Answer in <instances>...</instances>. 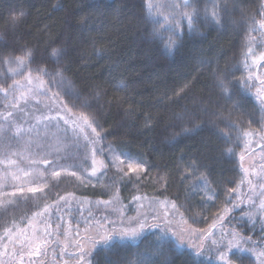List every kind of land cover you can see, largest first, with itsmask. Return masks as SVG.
I'll use <instances>...</instances> for the list:
<instances>
[{
	"label": "trees",
	"instance_id": "16d2710c",
	"mask_svg": "<svg viewBox=\"0 0 264 264\" xmlns=\"http://www.w3.org/2000/svg\"><path fill=\"white\" fill-rule=\"evenodd\" d=\"M180 3L182 0H0V10L16 7L26 11V16L15 26L11 19L0 14V56L22 55V50L31 49L34 62L30 67L35 69L42 60L49 61L53 48H64L66 55L60 66L65 77L72 81L74 92L72 96L61 93L59 99L73 108L74 113L88 114L104 129L103 138L95 145L97 154L102 158L99 150L103 144L111 145L118 152L142 158L148 166L141 180L135 176L114 177L109 170L104 186H77L62 181L64 186L60 188L51 183L45 200L31 193L17 192L15 197L0 195V201L5 202L0 205V261L4 264H19V257L12 253L14 249L20 252V245L9 241V235L17 229L26 230L28 236L35 230L42 237L47 229L53 235L44 238L55 241L59 233L61 241L42 248L38 256H29L24 249L23 264H64L68 253L62 259L60 249L66 231L70 232L69 241L79 239L83 243L105 218L118 224L122 219L121 211L125 217V209L135 208L127 203L135 202L137 195L148 197L147 201L155 206L150 217L156 211L161 215L165 210L174 212L170 207L158 206V201H174L189 228L198 230L196 232L203 233L204 237L209 230L213 233L203 239L201 256L194 255L196 249L182 246L179 251L155 257L157 264H220L212 241L226 244L233 231L245 239L251 237L246 247L250 245L257 252L264 250V217L258 211L259 202L264 199L260 196L264 177L253 175V172L260 173V166L264 164V139L261 138L264 135V83H261L264 62L253 64V59L264 53V29L259 27V21L264 20V0H235V5L229 2L226 6L222 3L221 8L227 7V11L220 13L221 26L199 18L192 32L179 10L172 7ZM190 3L198 9L196 0ZM169 16L175 18L171 23H154ZM177 23L180 28H175ZM170 27L175 31H169ZM181 31L182 36L177 39ZM170 37L177 45L171 53L166 48ZM249 47L252 53L248 52ZM201 60H211L218 65L217 83L223 80L232 98L244 110L254 111L257 126H244L243 118L233 111L220 121L213 118L214 79L209 70H202ZM6 75H10L8 71H2L0 80ZM121 82L127 87L119 89ZM5 103L0 95V112L12 110L5 108ZM57 103L58 100L37 96L30 97L27 104L21 102V107L29 113L28 121L35 123V116L55 115ZM13 111L17 116L23 115ZM61 114L69 120L73 118L72 114ZM146 121L148 126H145ZM0 123L4 121L0 119ZM44 123L54 125L51 133L59 136L45 137V140H67L65 129L73 136L70 125H65L63 120L58 121L59 127H55L57 121ZM229 124L238 131L226 136L220 130L227 132ZM184 127L195 130L185 133ZM258 127L262 128L261 132L256 131ZM240 130L253 135L245 138L238 135ZM88 132L91 134L90 129ZM30 135L31 145L27 135L24 139L10 141L12 151L21 154L14 157L18 162L24 163V152L42 155L43 144L35 139V133ZM87 152L90 151L86 149ZM46 155L59 160L55 152ZM0 159H5L2 152ZM190 166L196 171L186 172ZM34 167L45 168V165ZM244 168L249 170L248 179L255 184V193L249 190L244 179ZM9 171L10 166L0 164V183L3 184L0 193L12 192L13 185L19 183L11 179ZM201 174L207 178V191L193 192L191 185L201 183ZM160 176H167L166 184L158 181ZM237 185L239 200L238 193L230 192ZM104 187L110 190L104 191ZM117 192L118 200L115 199ZM208 192L212 193V199H208ZM60 196L66 198L67 205L64 201L56 204ZM249 198L255 200V205L249 203ZM109 199L113 200L114 207L98 203ZM8 200L15 203L7 204ZM236 203H240V207L233 208ZM45 206H49L48 213L34 216ZM225 208L232 209L231 213L210 229L217 213L223 215ZM250 209H257L254 222L247 215ZM104 226L112 227L106 223ZM6 229H12V233L6 234ZM153 241L152 232H146L137 244L129 242L111 251L98 249L93 253L92 262L134 264L137 254L143 253ZM72 250L70 244L69 252ZM232 259L234 264H259L251 252L240 254L234 250Z\"/></svg>",
	"mask_w": 264,
	"mask_h": 264
},
{
	"label": "snow or ice",
	"instance_id": "6c2138e0",
	"mask_svg": "<svg viewBox=\"0 0 264 264\" xmlns=\"http://www.w3.org/2000/svg\"><path fill=\"white\" fill-rule=\"evenodd\" d=\"M233 3L235 5V0H223L225 6L229 3ZM174 10H179V15L186 19L187 28L189 32L194 31V25L198 22L200 18V14L196 8L192 6L190 0H182L180 4H174ZM149 9L151 11V5H149ZM187 9H191L188 11ZM227 7L219 8V0L217 3L213 4V10L211 15L207 14V9L205 10L204 19L207 22L212 24L219 25L222 22L221 12H226ZM25 15L23 11L20 12H11L10 19L12 25L15 26ZM174 17H165L163 21L157 19L154 23L168 24L174 21ZM260 29H264V20L259 21ZM175 28H180V24H175ZM175 28L170 27L169 31H175ZM255 31L254 28L251 29ZM182 36V31L177 35V39H180ZM176 40L171 37L166 44L167 50L171 53L176 48ZM22 55L9 54L6 56H0V63L6 65L8 67V73L10 75H6L4 79L0 80V95L3 96L5 100V108L12 109L5 112H0V119L4 121V123H0V152H2L5 156V159H0V164H6L10 166V171L8 175L11 176L13 181H18V184H14V190L12 192H3L0 195H10L15 197L17 192L31 193L33 195L37 193H43L46 188L49 187L50 180L46 177L50 176L52 180H57L61 177L62 173H65L68 176H74L81 182H83L84 177L80 176L76 170H72L63 165H59L58 159L49 158L46 155H40L39 153L33 155L29 153L28 156L23 157V159H27L28 162L32 165H39L43 163L45 165V170L40 171L38 168H23L20 167L18 161L13 159L20 153L16 151H12V146L10 141L12 139L21 140L27 135L29 136L28 144L31 145L32 138L30 134L35 133L38 137L40 134L41 126L46 131L49 128V124L44 123L45 121H57L55 127H59L58 121L63 120L65 125H70L71 131L73 133L74 139L76 142H79L81 138L83 139V146L85 149H88L91 153V170L88 172L89 176H96L97 172L101 171L107 165L104 163V160H97V149L95 145L99 144L102 137V133L104 129L99 128V126L95 123L94 119L85 113H74L73 108L69 107V105L60 100L59 97L61 93L65 96H72L74 92V85L71 80L67 79L64 74V69L60 66L61 59L66 55V50L64 48H53L49 53V61L42 60L35 69H32L30 65L33 61V51L31 49L22 50ZM249 53H252L251 47L248 49ZM259 62H264V53H261L258 58L253 59V64H257ZM49 63H51V67H49ZM205 66L211 69L210 63H205ZM251 78V77H249ZM10 80V82H9ZM264 83V81H261ZM119 89H124L127 87L126 84L121 82L118 86ZM217 87L220 89L222 93H225L228 96V101L231 102L232 94L229 93V89L223 80H219L217 83ZM55 88V91L53 89ZM259 91V90H258ZM51 93V97L48 94ZM37 96H44L46 98H51L55 101L58 100L57 103V111L55 115L47 114V115H38L35 116V123H30L27 119L29 113L21 107V102L27 104L28 99L35 98ZM37 103L39 101L37 100ZM85 107L87 105H84ZM239 107V105H236ZM13 110H17L19 113H22V116H17ZM62 112H66L68 114H72L73 118L69 120L65 115L61 114ZM215 115V113L213 114ZM231 115V114H230ZM12 118L11 120L9 118ZM22 121V122H20ZM27 125V127H25ZM145 126H148V122H145ZM198 127V126H197ZM228 131L225 132L224 129H221V133L224 135H230L231 132H237L235 126L229 124L227 126ZM91 130V134H89L88 130ZM193 128L184 127L182 129L183 132L187 133L190 131H194ZM67 131V129H65ZM245 138L251 137L253 133L248 131L240 130L238 135H241ZM264 139V135L261 136ZM101 153L104 149L99 150ZM109 151V159L111 161V166L116 169V172L121 175V179L125 176L135 175V179L141 180L143 174L148 171L147 163L139 157H134L131 154L125 152L117 153L114 151L111 145L108 147ZM229 153H231V149H228ZM240 160H244V154L241 153ZM53 165V167L49 170L47 168L48 165ZM57 165H59L57 167ZM14 166V167H11ZM261 172L255 173L253 175H260L264 177V164H261ZM85 171H88L85 169ZM186 172H195L196 169L194 167H189L185 169ZM245 176L244 179H247V182L250 186L249 190L255 193V184L251 179H248L249 170L247 168L243 169ZM38 177L37 179H34ZM147 178V177H143ZM201 183L200 184H192L191 190L193 192L200 190L207 191L208 181L207 178L201 174L199 177ZM158 181L163 184L167 183V176L158 177ZM243 182V181H242ZM35 185V186H33ZM3 187V184L0 183V188ZM232 193H238L237 200L239 197V185L230 189ZM260 196L264 197V184L261 185ZM118 192L115 195V199L118 200ZM135 200L141 201L147 200L148 197H141L139 195L134 197ZM155 199V198H153ZM208 199H212L211 195H208ZM59 201H64L65 204H68V201L64 196H60L59 200L56 201V204L59 205ZM5 202L0 201V205H3ZM7 204H13L15 201L8 200ZM99 204H103L106 207L113 205V200L109 199L106 201H99ZM249 203L255 205V200L249 198ZM152 206V205H150ZM158 206L161 208L167 209L170 207L174 210V213L170 216V213L165 210L161 215L159 212H156L154 216L149 217L147 213L138 212L137 217L131 218L128 221V224L125 225L123 219L120 220L119 224H116L113 220H108L105 218L103 223H99V227H97L93 234L87 235L84 238V242L81 243L79 239L74 241H69L68 237L70 232L66 231L64 233V241L63 247L60 249V255L63 259L64 254L68 253V259L64 260V264H93L92 258L93 253L98 249L100 251H111L118 246H123L129 242L132 244H137L145 235L146 232H152L154 236V241L151 242L143 253L137 254V258L134 261V264H157L155 257L165 255L166 252L170 251H179L185 241V232L187 230L181 229L177 230L172 227L175 222V214L180 216V223L187 224V220L184 219L183 213L179 211L178 205L174 201H158ZM140 208H143L144 205L141 203L139 205ZM153 210H155V206H152ZM240 207V203L233 204V208ZM232 209L225 208L223 210V215L217 213L216 220L213 221L212 225H210V229L215 228L217 222H223V220L231 213ZM258 211L261 216L264 217V199H261L258 206ZM49 212V206H45L43 210L34 213V216H44L45 213ZM257 209H250L247 213L250 220H253L256 215ZM91 215V213H89ZM120 217H123V212H120ZM134 221V223H133ZM31 220L29 221V225H31ZM111 224L112 227L108 228L104 225ZM50 227V225H49ZM59 228V225H57ZM90 228L86 227L85 231L88 232ZM196 229H192L188 232V235H192L195 233ZM12 233V229H6V234ZM213 233L211 230L207 232V236H211ZM53 235V233L49 232L47 229L44 231V236L37 235L36 231L33 230L32 235L28 236L26 234V230L17 229L15 233L9 235V241H16L20 245V252H17L15 249L13 250L12 255L19 257V264H23L24 258V249H27V255L29 256H38L41 254L42 248H47L50 243H59L60 237L59 233L56 234L55 241H49L44 237H48ZM79 236V232L76 233ZM223 235V234H222ZM207 236L202 237L201 240L206 239ZM231 239L227 240L226 244H218V241L213 240L212 246L217 248V259L220 264H234L232 259V253L235 250L236 252L243 254L247 252H251L256 256L259 264H264V250L259 252L252 246H245L247 241L251 240V237H247L246 239L240 237L239 233L233 231L230 233ZM191 243V241H189ZM70 244L73 245V250L69 252ZM204 253L203 243L199 246H196V251L194 253L195 256L199 257ZM0 264H4V261H0ZM242 264V262H241Z\"/></svg>",
	"mask_w": 264,
	"mask_h": 264
},
{
	"label": "rangeland",
	"instance_id": "374dc122",
	"mask_svg": "<svg viewBox=\"0 0 264 264\" xmlns=\"http://www.w3.org/2000/svg\"><path fill=\"white\" fill-rule=\"evenodd\" d=\"M217 2H218V0H196V4L198 7L197 11L200 14V18L205 20L204 17H205V10L206 9H207V14L210 16L211 12L213 10V4L217 3ZM222 3H223V0H219V8H221ZM13 11H15V12L23 11L25 13L24 16H26L25 10H21V9L16 8V7L2 8L0 10V14L4 17L10 19V13ZM221 24H219V26H221ZM201 63H202V65H201L202 70H209L212 73V76L214 79L213 85H214V90L216 91L215 92L216 94L214 93V100L212 99L213 100L212 103L214 106L215 105L216 106L213 109V114L215 113V115H213V118L217 121H220L221 119H223V117L226 115V113L233 111L236 115H239L240 118H243V121L245 123V124H243L244 126H249V127L257 126V123H258L256 120L257 115L254 114V111L252 113L249 110H244L243 106L238 104L237 101L234 100L233 98H232L231 102H229L228 96L225 93H222L219 90V88L217 87V81L216 80L218 79V76H217L218 65L215 62H212L211 60L204 61V62H203V60H201L199 62V65ZM205 63H210L211 69L206 67ZM4 70L8 71V67L6 65L0 63V74ZM227 87H228V85H227ZM229 93L232 94L230 90H229ZM236 105H239V107H236ZM53 130H54V125H49V128L46 131L43 129V127H41L39 136L38 137L35 136V139H38L40 144H43L42 155H46V153L50 154L52 152L57 153L56 158H59V160H60L59 165H63V166L70 168L72 170H76L80 176L84 177V180H83V182H81L80 180H78L74 176H68L65 173H62L61 177L58 178L57 180H52L50 178V176L46 177L47 179L50 180L49 187H50V184L52 183V184H55L56 187L59 186L61 188L62 186H64V184H62V181L70 182V183L72 182L73 184H76L77 186H79L80 184L85 185V186L90 185L91 187L104 186V184H106L107 172L109 170H111L112 175L114 177L120 175L119 173L116 172V169L111 166V161L109 159L110 154L108 151L109 145L107 146L106 144H103V142H102L101 147H102V144H103V147L101 149H104V151L102 152V158L99 156V154H97V157H96L97 160H101V159L104 160V163L107 165V167H105L101 171L97 172L96 176H89L88 172L91 170V167H92L91 153L90 152L86 153V149L83 146V144H84L83 140L76 142L74 139V136L71 137V133L69 130H67L66 134L64 135L66 138H68L67 140L60 139V138L57 139L56 142L51 140V139L45 140V137H49V136L59 137L57 133H51ZM261 130H262V128L258 127V129L256 131L261 132ZM31 137H32V135H31ZM63 140H65V141H63ZM114 151H116V150H114ZM116 152L119 153L118 151H116ZM24 156H28L27 152H24ZM13 159H14V157H13ZM23 161H24V163L18 162L20 167L35 168L34 165L30 164L27 159H25ZM59 165H57V167ZM12 167H14V166H12ZM38 169L40 171L45 170L44 167H41ZM85 169H87L88 171H85ZM49 170H50V168H49ZM146 174H147V172H146ZM132 176H135V175H132ZM120 177H121V175H120ZM126 177H130V176H126ZM34 179L38 180V177L34 176ZM33 186H35V185H33ZM49 187L46 188L43 193L35 194L36 197L39 200H41V199L45 200V196L49 192ZM103 189H104V191L110 190L109 187H104ZM208 193H209V195L212 194L210 192H208ZM141 203H143V205H144L143 208L139 207V205ZM136 204H138V205H136ZM127 205L128 206L129 205L130 206L135 205V208L125 209L126 210L125 211V217L124 216L122 217L125 225L128 224V221L131 218L137 217L138 212L147 213L148 215L153 214L152 206H150L152 204H150L147 200H143V199L141 201L135 200V202L133 200L132 202L127 203ZM120 207H122V203H120ZM173 213L174 212L170 213V216ZM126 214H128V215H126ZM179 221H180V216L178 214H175V222L173 223L172 227L177 229V230H181V229L187 230L185 232V241H184V244L182 246L192 247L193 249H196V246H199L200 242L203 241V240H201V238L204 237L203 233L200 234L198 232H195L189 236L188 232H190L192 229L189 228L187 224H181ZM133 223H134V221H133ZM189 241H191V243H189Z\"/></svg>",
	"mask_w": 264,
	"mask_h": 264
}]
</instances>
